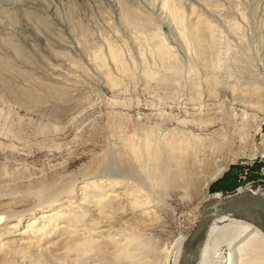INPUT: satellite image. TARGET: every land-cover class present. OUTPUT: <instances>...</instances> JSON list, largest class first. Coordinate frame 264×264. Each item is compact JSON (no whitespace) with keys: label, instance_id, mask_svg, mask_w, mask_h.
<instances>
[{"label":"rangeland","instance_id":"obj_1","mask_svg":"<svg viewBox=\"0 0 264 264\" xmlns=\"http://www.w3.org/2000/svg\"><path fill=\"white\" fill-rule=\"evenodd\" d=\"M0 26V258L7 263L166 264L199 220L196 189L220 167L208 197L264 198V0H4ZM178 132L183 144L194 143L189 193L171 183L153 194L145 175H119L114 185L97 177L88 189L97 194L96 213L86 215V201L70 211L79 226L42 237L28 254L25 242L4 239L16 224L5 213L33 205L26 195L111 166L114 146L156 150ZM217 143L224 149L211 148Z\"/></svg>","mask_w":264,"mask_h":264},{"label":"bare ground","instance_id":"obj_2","mask_svg":"<svg viewBox=\"0 0 264 264\" xmlns=\"http://www.w3.org/2000/svg\"><path fill=\"white\" fill-rule=\"evenodd\" d=\"M0 1H4V0H0ZM20 4H18V6ZM33 18L35 20V17H33ZM40 21L38 19V21H36V22L39 23ZM19 27H21V26H19ZM44 27H46V26H44ZM50 31H51V26H50ZM0 32H1V30H0ZM24 33H25V31H24ZM171 136L172 137H170V134L165 136V139L160 141V142H162V145H161V143H160V145L158 144V148L156 150H154L152 147L154 144H149V143L147 145H145L144 149H142V145H141V147H139L138 149L131 150L128 153H121L118 150V147L114 146L112 148V150L116 149V150H114V155L117 154L115 156L116 158H113V159L111 158L112 164H111V166H110V163L107 164L108 169H106L107 166L102 168L105 171H102L100 166H96L97 167L96 170L93 169L94 171H92V173H86V172L82 173L81 174L82 177L75 178L67 184H60L57 186L59 188H54V189L52 188L45 195L43 194V196L38 195L37 193H35V194L33 193L34 194L33 196L32 195H30V196L24 195L26 198L22 201L23 202L29 201L31 199V201H33V205H31V206H29L26 209L21 210V211H15V210L13 211L10 209H9V211L7 210L8 212L5 213V216H6L5 218L7 220L6 222L14 221L16 224H13V226L9 227L10 231L6 234V237H4V239L9 240V242H7L8 244H12L14 242H18V243L25 242L26 244L29 245L28 246L29 251L27 249H24V248H23V251H24V253L28 254V253H30V250L35 249L36 243H38V240H41L42 237H44L48 240H52L58 236L56 234L57 230L58 231L64 230V229L69 230L73 226H79L80 223L82 222V220L81 219L80 220L74 219L72 217V214H73L72 212L74 210L71 212L72 214L70 213V211L73 208H77L78 206L80 207V204H82V202L86 201V202H88V205L86 204L87 209H86V207L85 208L83 207L84 209H86V211L84 210L86 212V215L91 216L92 214L96 213L95 212L97 210L96 208H98L100 205L97 207L96 206L97 204H95V202H94L96 200H94V199L98 198V197H96L97 196L96 193H94V192H92V190H88V189L93 187L92 186L93 182H90V181L92 179L97 178V177L102 178V180L106 179V181L112 183V185H114L113 182L115 180H121V181L123 180V179L118 177L119 175H124V177H126V175H127L128 179L130 177L131 178L134 177L137 180H139V179H145L146 180V177H147L151 183L150 189H151V193H153V194H156L157 192L160 193V192L165 191L167 189L166 186L167 185L169 186L171 183H173V184L176 183L177 189L183 190L184 192L189 193L192 189L194 182L189 180V179H191L192 175L189 174L190 178H188V179L186 178V176L188 175L187 172H189V171H187L186 165L188 163H190V162H188V159L192 153L189 152V149L192 148L194 143H188L186 145L183 144L181 139H179L181 137V134L179 132L173 133ZM189 138L191 140H193L192 135H189ZM146 141H148V140H146ZM197 144H199V143H197V141H196V143L193 147L195 150H197L196 149ZM155 145L157 146V144H155ZM212 145L214 146V144H212ZM213 146H211L212 149L213 148L217 149V147L224 149V146L222 144L220 145L217 143V145L215 144V146L214 147ZM204 148H206V147L204 146ZM130 149H132V148H130ZM126 150H127V147H126ZM121 158H123L124 160L120 161ZM226 161L227 160L225 158H223V159L219 160V163H221V162L226 163ZM174 163L177 166V167L175 166V168H176V171L174 170L175 173H174V171L170 170V165H172ZM190 167H188V168H190ZM219 169H222V170H218L213 178H211V179L208 178V180L205 183H203L202 186L200 185L201 186L200 189H198V190L196 189L197 192L195 194L196 195V200H195L196 208L195 209L197 212H199V220L201 219V209L207 202H209V201L210 202L214 201L217 203L224 202V200L221 199L218 195H214L212 197L207 196V192H208V189H209L211 182L213 180H215V178L222 175V173L225 171L224 168L220 167ZM173 178L175 179V182H174ZM189 182H190V184L186 185ZM107 184H109V183H107ZM125 184H127V183L125 182ZM185 185H186V187H184ZM186 193H184V194H186ZM246 194H249L253 199L259 200L262 208L264 209V198H261L258 194L254 193L252 191H248V193H246ZM188 195L189 194H187V196ZM243 195H245V194L236 195L235 198L242 197ZM235 198H232V199H235ZM228 200H230V199H228ZM83 204H85V203H83ZM101 208H103V206ZM101 208H99V209L101 210ZM124 209H126V207ZM81 210H82V208H81ZM244 210H245L244 204L243 203H237L233 207L229 208L228 210L221 211V212L217 213V215L214 216V218L212 219L207 231L201 237V240L199 241L197 247L193 251L192 256L190 258V264H264V234L260 230H258L250 222L249 219H247L245 217ZM79 211H80V209H79ZM36 215H39V218L32 220L30 225H27L29 227H26V229H24L23 231L18 232V233L14 232V230L20 229V227H21L20 224L22 222H24V221L28 220V218L34 217ZM199 220H198V222H199ZM0 221H1V219H0ZM99 223H101V222H99ZM197 223L195 224V226L197 225ZM40 224L43 225V227L41 229H37L36 231H33V228L38 227ZM195 226H194V228H195ZM103 227H105V225L99 226V229H102ZM194 228H193V230H194ZM42 230H43L42 234H39ZM67 230H65V231H67ZM99 232H100V230H99ZM190 234L185 236V237L180 238L175 243V250L173 247L171 252L170 253L168 252L169 254L167 253L168 255L165 258L166 264L169 263L173 253L176 255V257L174 259V264H181L182 263L184 253H185L186 244H187V240H188ZM81 236H82V234H81ZM81 236L79 237V239H81ZM71 237H73V236H71ZM83 237H84V235H83ZM61 238H63V236H61ZM17 239H19V240H17ZM67 244H70V243H67ZM53 245H55V244H53ZM25 246H27V245H25ZM21 247H23V246L21 245ZM69 247H70V245H69ZM63 248L65 249V247H63ZM39 251H40V249H39ZM5 260L7 261V256L1 257L0 258V264H9Z\"/></svg>","mask_w":264,"mask_h":264},{"label":"water","instance_id":"obj_3","mask_svg":"<svg viewBox=\"0 0 264 264\" xmlns=\"http://www.w3.org/2000/svg\"><path fill=\"white\" fill-rule=\"evenodd\" d=\"M237 203L244 204V214L250 222L264 234V209L262 208L259 200L253 199L249 194H245L242 197L226 200L222 203L208 202L201 209V219L191 232L186 248L184 257L181 264H190V258L193 251L197 247L201 237L207 231L212 219L217 213L228 210Z\"/></svg>","mask_w":264,"mask_h":264}]
</instances>
